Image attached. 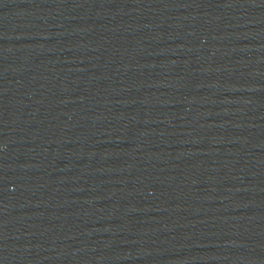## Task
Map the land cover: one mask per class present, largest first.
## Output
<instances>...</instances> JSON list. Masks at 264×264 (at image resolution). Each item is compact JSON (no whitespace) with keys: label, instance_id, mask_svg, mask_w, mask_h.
<instances>
[{"label":"water","instance_id":"1","mask_svg":"<svg viewBox=\"0 0 264 264\" xmlns=\"http://www.w3.org/2000/svg\"><path fill=\"white\" fill-rule=\"evenodd\" d=\"M264 156V0H0V264H179Z\"/></svg>","mask_w":264,"mask_h":264}]
</instances>
